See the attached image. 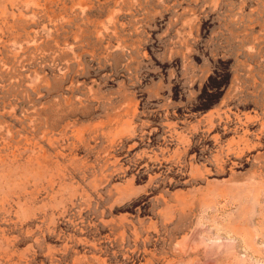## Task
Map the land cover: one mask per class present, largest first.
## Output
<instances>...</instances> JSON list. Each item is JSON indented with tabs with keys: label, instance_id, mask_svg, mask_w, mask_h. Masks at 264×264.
I'll return each mask as SVG.
<instances>
[{
	"label": "rangeland",
	"instance_id": "374dc122",
	"mask_svg": "<svg viewBox=\"0 0 264 264\" xmlns=\"http://www.w3.org/2000/svg\"><path fill=\"white\" fill-rule=\"evenodd\" d=\"M0 264H264V0H0Z\"/></svg>",
	"mask_w": 264,
	"mask_h": 264
}]
</instances>
